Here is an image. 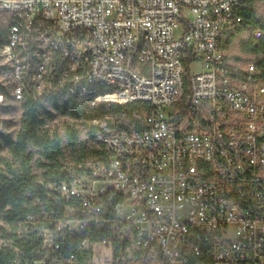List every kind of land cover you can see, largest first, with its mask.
<instances>
[{"label": "built area", "instance_id": "1", "mask_svg": "<svg viewBox=\"0 0 264 264\" xmlns=\"http://www.w3.org/2000/svg\"><path fill=\"white\" fill-rule=\"evenodd\" d=\"M247 8L246 0H0V133L18 126L7 127L18 115L4 109L25 101L103 102L91 120L97 158L49 184L54 198L78 202L57 230L108 227L78 264H264V78L219 47ZM195 60L201 68L191 74ZM54 231L41 233L57 251ZM65 259L73 254L58 264Z\"/></svg>", "mask_w": 264, "mask_h": 264}, {"label": "trees", "instance_id": "2", "mask_svg": "<svg viewBox=\"0 0 264 264\" xmlns=\"http://www.w3.org/2000/svg\"><path fill=\"white\" fill-rule=\"evenodd\" d=\"M246 2L242 21L224 31L219 47L230 64L252 62L264 78V16L257 9L264 0ZM233 49L238 53H232ZM181 62L187 71L188 51L181 53ZM183 81L187 85L186 74ZM109 91L108 87L97 88L98 93ZM6 112L18 115L17 121H6L7 127L18 126L0 133V264H58L71 254L73 259H65L62 264L89 262L93 256L91 243L102 240L108 227L75 233L67 228L57 230L55 225L65 221V207L78 202L54 198L49 184L83 173L89 168L86 159L97 158L91 120L103 112V102L50 97L22 102L19 108L6 107ZM182 115L180 112L177 117ZM68 156L71 164L66 162ZM46 227H54L55 238L63 242L61 249L52 251L48 246L41 233ZM83 238L87 244L80 245Z\"/></svg>", "mask_w": 264, "mask_h": 264}, {"label": "rangeland", "instance_id": "3", "mask_svg": "<svg viewBox=\"0 0 264 264\" xmlns=\"http://www.w3.org/2000/svg\"><path fill=\"white\" fill-rule=\"evenodd\" d=\"M257 9H258L259 13H260L262 16H264V3H260V4H258V5H257ZM232 53H238V51H237L236 49H233V50H232ZM200 68H201V67H200L199 62H198L197 60H195V61L192 62L191 65H190V73H191V74L198 73V72L200 71ZM66 162H68V163H70V164L72 163V160L69 158V156L66 158ZM100 248H102L100 244H96L95 247H94L95 251L99 250ZM98 253H99V251H98ZM100 256H101V255H99V257H100ZM98 261H100V258L97 260V262L94 261L93 264H98ZM102 262H103V261H102Z\"/></svg>", "mask_w": 264, "mask_h": 264}]
</instances>
